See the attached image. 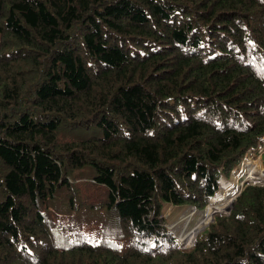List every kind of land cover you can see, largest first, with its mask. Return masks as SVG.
I'll return each mask as SVG.
<instances>
[{
    "label": "trees",
    "instance_id": "obj_1",
    "mask_svg": "<svg viewBox=\"0 0 264 264\" xmlns=\"http://www.w3.org/2000/svg\"><path fill=\"white\" fill-rule=\"evenodd\" d=\"M263 145L264 0H0V264H264V185L164 225Z\"/></svg>",
    "mask_w": 264,
    "mask_h": 264
},
{
    "label": "rangeland",
    "instance_id": "obj_2",
    "mask_svg": "<svg viewBox=\"0 0 264 264\" xmlns=\"http://www.w3.org/2000/svg\"><path fill=\"white\" fill-rule=\"evenodd\" d=\"M80 134L85 135L83 133ZM261 149H259L260 151L255 154H253V151H251L252 154H248V150L243 159L241 160V163L231 171L229 179L227 181H223V183L226 182L223 187L230 185V192H232V199L231 202H229L230 206L227 209L223 207L220 208L219 206H217V202L220 203V201H217V193L215 197H213L201 210L195 209L193 207L191 208V206L186 205L165 206L164 216L166 217V219L164 221V225L168 229L174 231L176 241L181 246V248H190L193 244L195 237H197L199 232L204 229L210 222L213 221V217L216 214H229L235 196L239 194L245 183L264 185V181L260 182L264 179V148L262 150ZM87 169L88 168L85 167L83 171L85 172ZM235 186L237 187V189L234 191L233 189ZM84 187L86 188L88 186L84 185ZM223 187H221L219 191H221ZM87 190L89 189H84V191ZM210 208H214L215 210V213L213 214L212 218L209 219L205 224L199 225V221H201L203 214L206 213Z\"/></svg>",
    "mask_w": 264,
    "mask_h": 264
},
{
    "label": "bare ground",
    "instance_id": "obj_3",
    "mask_svg": "<svg viewBox=\"0 0 264 264\" xmlns=\"http://www.w3.org/2000/svg\"><path fill=\"white\" fill-rule=\"evenodd\" d=\"M230 188H231V186L228 185V186L223 187L222 190L218 192L217 201H220V203L217 202V206H219L220 208L223 207V208L227 209L230 206L229 202H231V199H232V194H231L232 192H230ZM235 189H237L236 186L234 187L233 190L235 191ZM214 208H210L206 213L203 214L201 221H199V225L205 224L209 219L212 218L213 214L215 213Z\"/></svg>",
    "mask_w": 264,
    "mask_h": 264
}]
</instances>
